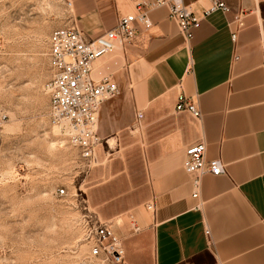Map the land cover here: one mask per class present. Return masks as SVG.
<instances>
[{"label":"crops","instance_id":"0c3cea01","mask_svg":"<svg viewBox=\"0 0 264 264\" xmlns=\"http://www.w3.org/2000/svg\"><path fill=\"white\" fill-rule=\"evenodd\" d=\"M68 1V26L96 37L136 12L138 0ZM224 1L231 12L206 15L211 0H184L202 17L189 43L168 7L153 9L150 30L95 63L94 76L112 74L121 94L100 112L104 144L92 169L103 180L90 202L113 221L127 264H264V0ZM239 11L244 26L233 41ZM180 94L200 120L176 111ZM200 139L226 172H206L195 198L185 149Z\"/></svg>","mask_w":264,"mask_h":264},{"label":"rangeland","instance_id":"374dc122","mask_svg":"<svg viewBox=\"0 0 264 264\" xmlns=\"http://www.w3.org/2000/svg\"><path fill=\"white\" fill-rule=\"evenodd\" d=\"M69 11L68 0H0V264H87L86 228L109 220L90 202L103 173L49 115V38Z\"/></svg>","mask_w":264,"mask_h":264},{"label":"built area","instance_id":"2783aa9c","mask_svg":"<svg viewBox=\"0 0 264 264\" xmlns=\"http://www.w3.org/2000/svg\"><path fill=\"white\" fill-rule=\"evenodd\" d=\"M70 4V2H69ZM169 8L185 41L189 43L200 27L202 17L184 0H138L136 12L118 18L116 25L99 36L90 37L76 26L55 29L49 38V64L51 79L46 83L50 98L49 115L52 122L65 134L68 142L81 151V157L93 168L99 165L98 149L104 139L99 136L100 112L106 101L121 94V87L112 74L99 78L94 76L98 59L113 53L119 45L131 43L143 31L153 27L150 11L158 7ZM231 12V5L224 0H211L205 14L215 11ZM236 26L232 40L236 41L238 32L244 26V12L235 14L231 23ZM188 111L196 119L202 118V111L180 94L176 111ZM143 111L136 114V127H142ZM205 139L189 144L186 149L184 168L192 175L193 197L200 195L202 176L206 173L220 175L226 172V164L221 158L208 159ZM59 194H67L65 188ZM147 208L155 212V204ZM132 230L137 232L140 225L131 219ZM210 237V230H205ZM84 240L89 247L87 264H126V250L122 238L116 233L112 220H95L87 226Z\"/></svg>","mask_w":264,"mask_h":264}]
</instances>
